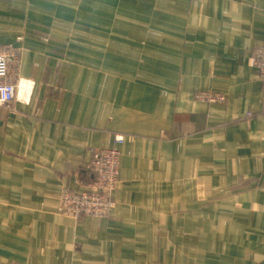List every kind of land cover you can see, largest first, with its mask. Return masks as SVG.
I'll use <instances>...</instances> for the list:
<instances>
[{
    "label": "crops",
    "instance_id": "1",
    "mask_svg": "<svg viewBox=\"0 0 264 264\" xmlns=\"http://www.w3.org/2000/svg\"><path fill=\"white\" fill-rule=\"evenodd\" d=\"M263 42L264 0H0V264H264ZM116 135L110 216L66 218Z\"/></svg>",
    "mask_w": 264,
    "mask_h": 264
},
{
    "label": "built area",
    "instance_id": "2",
    "mask_svg": "<svg viewBox=\"0 0 264 264\" xmlns=\"http://www.w3.org/2000/svg\"><path fill=\"white\" fill-rule=\"evenodd\" d=\"M252 61L259 70L264 98V42L255 47ZM17 64L18 50L10 45L0 46V106L10 111L13 110L15 103H27L31 93V86L28 89L27 86L21 85L23 80L18 76ZM20 93L22 98H20ZM198 97L212 103L224 100L220 94H199ZM122 143L123 137L116 135L111 148L102 149L94 154L90 162L93 181L87 185L89 190L79 192L63 190L61 192L60 213L63 216L79 220L88 217L102 219L110 215L114 202L108 194L115 189L118 183L120 168L118 147Z\"/></svg>",
    "mask_w": 264,
    "mask_h": 264
},
{
    "label": "bare ground",
    "instance_id": "3",
    "mask_svg": "<svg viewBox=\"0 0 264 264\" xmlns=\"http://www.w3.org/2000/svg\"><path fill=\"white\" fill-rule=\"evenodd\" d=\"M22 86H27L28 89H30L31 83L29 81H22ZM20 98H22V94L20 93ZM26 100V98H24Z\"/></svg>",
    "mask_w": 264,
    "mask_h": 264
},
{
    "label": "rangeland",
    "instance_id": "4",
    "mask_svg": "<svg viewBox=\"0 0 264 264\" xmlns=\"http://www.w3.org/2000/svg\"><path fill=\"white\" fill-rule=\"evenodd\" d=\"M114 145V144H113ZM107 149V148H106ZM102 150V149H101ZM101 150H99V151H101ZM99 151H97V152H99ZM96 152V153H97ZM90 162H91V160H90ZM90 162L88 163V165L86 166V168H87V173H89L91 176H92V173H91V170H90ZM120 169V168H119ZM93 178V177H92ZM112 211V210H111ZM111 214V213H110ZM110 216V215H109ZM109 216H107V217H109ZM106 218V217H105ZM103 219V218H102ZM72 220V219H71Z\"/></svg>",
    "mask_w": 264,
    "mask_h": 264
}]
</instances>
